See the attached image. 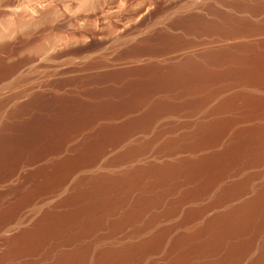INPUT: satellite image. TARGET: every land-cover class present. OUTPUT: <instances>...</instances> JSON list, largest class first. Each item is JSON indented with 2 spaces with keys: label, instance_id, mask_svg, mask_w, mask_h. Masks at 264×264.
I'll return each instance as SVG.
<instances>
[{
  "label": "bare ground",
  "instance_id": "1",
  "mask_svg": "<svg viewBox=\"0 0 264 264\" xmlns=\"http://www.w3.org/2000/svg\"><path fill=\"white\" fill-rule=\"evenodd\" d=\"M198 3L64 71L88 88L0 99V264H264V0Z\"/></svg>",
  "mask_w": 264,
  "mask_h": 264
},
{
  "label": "rangeland",
  "instance_id": "2",
  "mask_svg": "<svg viewBox=\"0 0 264 264\" xmlns=\"http://www.w3.org/2000/svg\"><path fill=\"white\" fill-rule=\"evenodd\" d=\"M77 1L78 0H57V2H56L57 5L53 4L51 6V4L46 3L47 6L45 4L44 7L42 5H40L41 7L37 6L38 8H36L35 5H34L35 7L33 6V4H36V0H26V1L25 0H0V47L2 44H5V43H7L11 47H13V48H10L9 53L6 54L5 57L9 61H22V63H21L22 69L20 71H21V74L24 76V79L21 81L20 80H9V81H5V82L0 83V94H1L0 99L4 98L5 96L9 97V96L21 93V92L27 90L29 87H31V85H32V87H35L37 85L36 88H38L40 85V82H42L40 85L41 89L46 90V91L48 90L51 92H56L59 94L65 93V91L66 92L71 91L70 90L71 86H72L73 90L74 89L81 90L80 88H82V87L88 88L90 86V84L84 85V84H80V83L78 84V82H75V81L73 82V81H71V79H72L70 77L71 74L65 73L64 71H67L69 69V67H71V65H73L74 63L82 61V60H86L88 63L90 62L91 66L87 70L88 72H83V71H82V73H81V71L78 72L79 74L82 75V76L81 75L80 76L83 78L84 76H86L89 73H94V72H97L98 70L102 69L101 68L102 65H104V66L107 64L113 65V64H117L118 62L122 63L125 60H130V59L122 58V57L119 58L118 54H119L120 50H119V52L116 51L118 49L123 48V46L127 43L128 39L130 41L134 38L135 35H138V33L144 32V31L149 30L151 28H154V27L155 28H157V27L161 28L163 26L168 25L167 23L170 22V19H172V17L174 15H176L177 12H179L181 10H187L189 6H192L191 4H193V2H194V4L199 2L198 3L199 5H201V4L203 5V2H204L205 6H207L212 0H210V1L209 0L208 1L202 0V2H201V0H156V2H155V0H97V2H96V0H88L87 3L82 2V5L79 4L78 6H77V4H78ZM92 2L94 3L93 5H92ZM184 2H186V3L190 2V3L184 4ZM23 3H25V4H23ZM100 3H101V7H98L100 5ZM62 4L63 5L65 4V5L63 6ZM104 4H105V6H104ZM183 4H184V6H183ZM6 5H7V7H6ZM48 5H49V7H48ZM54 5L56 6L55 10L52 9ZM57 6H58V9H57ZM71 7H73V8H71ZM88 7H90L89 8L90 10L88 9ZM31 8L35 9L36 11L31 9ZM82 9L87 10V11H92V10L95 12L98 11L97 14L100 16L99 20H95V18L98 19V17H97L98 15L94 16V17H92L93 20L91 19L92 22L89 21L88 22L89 25L88 24L85 25V27H87V28L91 26L90 27L91 29L89 28V30H93L91 32H95V30H96L95 36L96 37L98 36L97 37L98 39H96V40H98L97 43H96L95 37H94L93 41H92V38L82 37V35L79 34V33H81V31H79L75 27V26H79L80 24H78L75 20H72V18H70V15L73 12H76L78 10L82 11ZM10 10H12V11H10ZM170 10L172 11V13ZM38 11H39V13H38ZM168 11L170 12V14L168 13ZM11 13L13 15L16 13V14L23 15V16L20 17L21 20L16 25H14V27H12V29H10V30L8 29L9 30L8 31L6 28V24L9 22L10 19H12ZM31 13L33 15L34 14L35 15L33 16ZM48 13H49V16H48ZM101 13H103V16ZM7 15H9L10 18ZM37 19H38V22H37ZM66 19H68V20H66ZM70 19H71V21H70ZM52 20H53V22H52ZM22 21H24V23H22ZM49 21H51V22H49ZM72 21H73V23H72ZM74 22H76L77 25H75ZM148 24H150V26ZM69 27H71V28H69ZM63 30H64V32H63ZM97 32L101 33V34H99L100 36L98 35ZM77 34L80 35V37H82V38L77 39V36H78ZM63 35H65V36H63ZM66 35L68 37L69 36H71V37L67 38L68 39L67 40ZM75 35H77V36L75 37ZM58 37H59V39H58ZM124 38H126L125 41H124ZM89 39H90V41H89ZM119 39H121V40H119ZM58 40H60V41H58ZM85 41L87 42V44L85 43ZM112 42H113V44L114 43L115 44L113 45ZM52 43H53V47H52ZM100 43H102L103 46ZM60 44L61 45L63 44V45L60 46ZM79 44L80 45L83 44V45L80 46ZM120 44H122V45H120ZM45 45L47 47H45ZM70 45H72V47L75 46L76 48L74 47L72 49V48H70L71 47ZM97 45H100V46H97ZM118 45H120V46H118ZM54 46H55V48H54ZM92 46H94V47H92ZM90 47L92 48V50ZM50 49H51L52 53L50 52ZM78 49L81 50V52ZM99 49H100V52H99ZM113 51L115 52L114 53L115 55H113ZM116 52H117V54H116ZM65 54H66V56H65ZM71 54H72V56H71ZM65 57H67V59ZM83 57H84V59H83ZM112 57H114V58H112ZM104 60H105V62H104ZM109 60H110V62H109ZM96 61H98V62H96ZM70 73H72V75L74 73V75H76V78L80 77L79 75H77L78 73L76 71L70 72ZM35 74H37V75H35ZM65 74H66V76H64ZM27 93L28 92H25V94H27ZM48 101H49V99H48Z\"/></svg>",
  "mask_w": 264,
  "mask_h": 264
}]
</instances>
